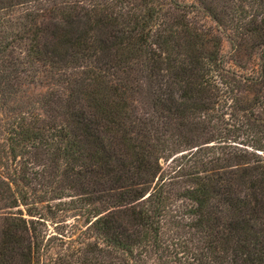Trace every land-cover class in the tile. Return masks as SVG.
Segmentation results:
<instances>
[{"label":"trees","instance_id":"trees-1","mask_svg":"<svg viewBox=\"0 0 264 264\" xmlns=\"http://www.w3.org/2000/svg\"><path fill=\"white\" fill-rule=\"evenodd\" d=\"M0 264H264V0H0Z\"/></svg>","mask_w":264,"mask_h":264},{"label":"rangeland","instance_id":"rangeland-1","mask_svg":"<svg viewBox=\"0 0 264 264\" xmlns=\"http://www.w3.org/2000/svg\"><path fill=\"white\" fill-rule=\"evenodd\" d=\"M206 22L208 24H212V21H209L208 19L206 20ZM223 51L224 53L228 51V43L225 40H223ZM57 201L58 200H53L46 204L43 212H41L42 216L44 217H52V221H47V233L61 232L64 235H69L72 229L76 228L75 226L78 225L77 219L75 216H72V213L70 211L66 209V205H61V203ZM63 201H67V198H65ZM73 236H75V234Z\"/></svg>","mask_w":264,"mask_h":264}]
</instances>
